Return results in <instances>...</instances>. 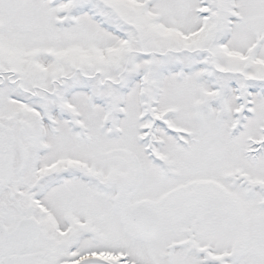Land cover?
Segmentation results:
<instances>
[{
	"label": "snow or ice",
	"instance_id": "obj_1",
	"mask_svg": "<svg viewBox=\"0 0 264 264\" xmlns=\"http://www.w3.org/2000/svg\"><path fill=\"white\" fill-rule=\"evenodd\" d=\"M0 264H264V0H0Z\"/></svg>",
	"mask_w": 264,
	"mask_h": 264
}]
</instances>
